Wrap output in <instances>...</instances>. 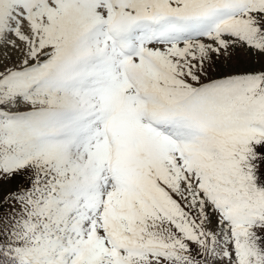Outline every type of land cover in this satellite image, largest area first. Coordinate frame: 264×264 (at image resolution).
<instances>
[{"label":"rangeland","instance_id":"1","mask_svg":"<svg viewBox=\"0 0 264 264\" xmlns=\"http://www.w3.org/2000/svg\"><path fill=\"white\" fill-rule=\"evenodd\" d=\"M0 243L264 264V0H0Z\"/></svg>","mask_w":264,"mask_h":264},{"label":"trees","instance_id":"2","mask_svg":"<svg viewBox=\"0 0 264 264\" xmlns=\"http://www.w3.org/2000/svg\"><path fill=\"white\" fill-rule=\"evenodd\" d=\"M12 261L13 256L10 250L3 244H0V264H12Z\"/></svg>","mask_w":264,"mask_h":264}]
</instances>
